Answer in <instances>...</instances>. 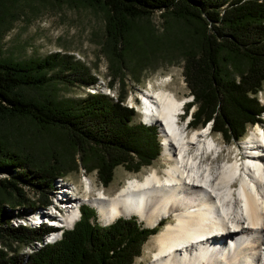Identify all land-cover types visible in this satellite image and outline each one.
Returning <instances> with one entry per match:
<instances>
[{
  "label": "trees",
  "instance_id": "trees-1",
  "mask_svg": "<svg viewBox=\"0 0 264 264\" xmlns=\"http://www.w3.org/2000/svg\"><path fill=\"white\" fill-rule=\"evenodd\" d=\"M78 1L105 9L107 46L115 58H121L136 42V21L161 12L173 21L185 22L195 46L175 40L166 50L178 48L185 58L184 79L192 97L187 108H196L191 128L211 123L212 131L221 133L225 141L238 142L249 126L262 123L263 106L257 94L264 90V0ZM55 81L83 87L96 83L84 64L60 52L29 62L0 60V115L28 118L40 127L63 131L68 141L66 153H77L89 171L97 169L104 186L112 181L117 166L137 172L158 157V127L131 124L135 111L123 106L121 95L114 103L109 95L99 93L78 101H60L52 95L24 92L50 88ZM133 156L137 162L132 166ZM61 168L56 159L39 166L28 155L0 147V194L13 197L16 192L19 199L14 203H21L18 187L23 186L46 200L52 182L64 174ZM4 201L0 196V245L5 246V252L0 250V264H134L142 245L157 233V229H142L134 218L118 219L104 228L93 225L95 214L83 208L72 231L24 263L16 249L40 241L51 229L14 227L2 206ZM49 203L46 200L43 205ZM11 242L17 248H11Z\"/></svg>",
  "mask_w": 264,
  "mask_h": 264
},
{
  "label": "bare ground",
  "instance_id": "bare-ground-1",
  "mask_svg": "<svg viewBox=\"0 0 264 264\" xmlns=\"http://www.w3.org/2000/svg\"><path fill=\"white\" fill-rule=\"evenodd\" d=\"M165 80L150 85L139 108L141 120L160 132L158 168L128 179L111 196L91 181L86 188L93 194L85 198L73 184L66 193L57 190L47 212L16 220L17 226L36 221V228L51 229L36 242L40 248L55 245L73 228L84 203L96 209L102 226L136 217L152 229L168 220L153 236L150 264H264V123L250 131L233 157L218 162L224 151L209 129L188 132L176 123L183 98ZM58 181L63 178L53 182Z\"/></svg>",
  "mask_w": 264,
  "mask_h": 264
},
{
  "label": "rangeland",
  "instance_id": "rangeland-1",
  "mask_svg": "<svg viewBox=\"0 0 264 264\" xmlns=\"http://www.w3.org/2000/svg\"><path fill=\"white\" fill-rule=\"evenodd\" d=\"M106 16L107 13L103 7L90 5L85 1L4 0L0 12V60L29 62L56 52L72 55L74 60L84 64L88 69L90 76L96 80L95 84L83 87L79 83L70 86L62 81H55V85L50 87L51 89L25 90L24 92L29 96L52 95L60 101H78L85 99L89 94L107 93L105 88H108L110 92L106 95H109L114 103L121 95L123 96V106L129 108L130 98L135 99L137 113L134 110L136 115L131 122L133 125H143L144 121L141 120L139 112L142 103L140 104L137 97L142 100L143 94H147L146 91L150 89L151 84L157 86L160 81L166 79L168 89L174 92L177 98H183L182 101H190L192 97L189 94L183 72L186 66L185 58L179 53L178 48L175 49L171 46L170 52L166 50L167 46L175 40L183 42L186 47L195 46L185 22L173 21L169 14L161 12L150 15L147 20L136 21L133 28L137 38L136 42L131 43L126 48L121 58H115L107 46ZM116 68L120 69L121 74H118ZM133 68L137 69L136 73H133ZM257 98L260 105L263 106L264 112V90L257 94ZM195 110V105L191 106L187 117ZM187 117L182 120L180 125L191 122L190 118ZM211 127V123L195 129L189 125L187 131L192 132ZM254 128L249 126L245 135H249ZM211 135L217 140V143L221 144L220 147L224 151L218 155V162L233 157V152L241 149L240 142L246 138L245 136L238 142H227L221 133L211 131ZM159 140V147L161 148L160 132ZM0 147L28 155L39 166L52 164L55 159L62 163L61 169L64 174L59 177H62L63 181L52 182L50 193L45 196L49 202L57 190H64L63 192L66 193L72 188V184L75 186L79 197H87L85 195L89 193L86 188L88 181H91L92 185L94 184L96 190H102L111 196L128 179L145 174L152 168H158L160 159L159 154L149 166H143L137 172L129 171L124 165L117 166L113 171L112 181L104 186L99 179L97 169L89 171L84 167L77 153L73 155L66 153L68 141L63 131L40 127L28 118L1 115ZM238 153L240 152L238 151ZM241 157L240 155L239 158ZM133 158L132 166L137 162L136 157L133 156ZM34 173L36 172L34 171ZM61 183L62 186H60ZM18 188L22 198L21 203H14L16 199H19L15 197L16 192L13 193V197H9L4 192L0 194L1 198L5 199L2 205L4 211L11 217L14 227H17L18 222L16 220L18 218L21 220L22 217L34 215L40 210L47 212V209H44L47 205H43L46 200H41L42 196L39 193L23 186ZM86 208H90V206H86ZM90 210L95 214L93 225L103 227L98 213L91 208ZM35 222L31 221L29 224L27 223V226H23L28 230H34L37 226ZM138 223L142 229H151L139 220ZM162 227H157V233ZM153 236H150L142 245L141 254L134 260V264H150L152 261L150 251L156 250L152 242ZM12 244L11 248H17L16 243ZM4 247L0 245V250L3 252H5ZM42 249L36 242H28L20 250L19 248L16 250L25 263L30 259V256Z\"/></svg>",
  "mask_w": 264,
  "mask_h": 264
}]
</instances>
